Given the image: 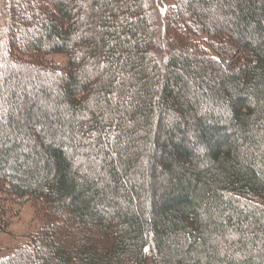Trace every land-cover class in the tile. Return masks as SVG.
<instances>
[{
	"label": "trees",
	"instance_id": "obj_1",
	"mask_svg": "<svg viewBox=\"0 0 264 264\" xmlns=\"http://www.w3.org/2000/svg\"><path fill=\"white\" fill-rule=\"evenodd\" d=\"M24 1L0 0V232L17 201L44 224L0 264H264V0L162 24L152 0Z\"/></svg>",
	"mask_w": 264,
	"mask_h": 264
},
{
	"label": "rangeland",
	"instance_id": "obj_2",
	"mask_svg": "<svg viewBox=\"0 0 264 264\" xmlns=\"http://www.w3.org/2000/svg\"><path fill=\"white\" fill-rule=\"evenodd\" d=\"M171 0H152L153 8L155 12L159 15L161 24L163 23L165 17V10L168 9ZM18 3H25L24 0H18ZM213 9H210V11ZM215 10V9H214ZM220 10L216 9V13H219ZM43 13V12H41ZM220 15V13H219ZM31 17H37L35 14L34 7L32 9H28L20 16V20L18 24H20L21 28L19 29V34H22V26L28 27L31 25L30 21ZM43 16V15H41ZM36 20V19H35ZM51 59L57 63H64L65 57L61 55L51 56ZM19 84L22 87H27L30 79H36L40 84H43L44 81H47L49 73L40 74V76H36L34 72L29 70L28 68H22L19 70ZM53 90V89H52ZM28 121H26L27 123ZM11 214H9V225L7 227L6 232H0V257L6 255L13 247L22 245L30 241L31 237H34L41 230L44 220L42 215L41 206L30 201H17L15 203H10ZM65 230L60 231L59 236L60 239L63 238V234Z\"/></svg>",
	"mask_w": 264,
	"mask_h": 264
}]
</instances>
